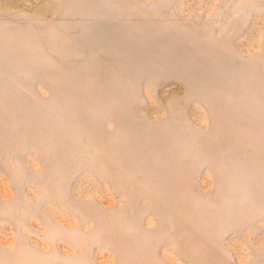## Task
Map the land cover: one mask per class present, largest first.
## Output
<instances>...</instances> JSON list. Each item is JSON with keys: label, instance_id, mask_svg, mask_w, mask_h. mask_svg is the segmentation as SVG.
<instances>
[{"label": "rangeland", "instance_id": "1", "mask_svg": "<svg viewBox=\"0 0 264 264\" xmlns=\"http://www.w3.org/2000/svg\"><path fill=\"white\" fill-rule=\"evenodd\" d=\"M0 264H264V0H0Z\"/></svg>", "mask_w": 264, "mask_h": 264}]
</instances>
